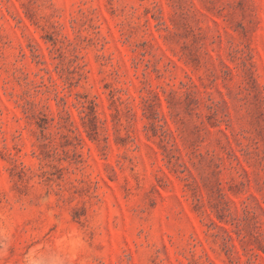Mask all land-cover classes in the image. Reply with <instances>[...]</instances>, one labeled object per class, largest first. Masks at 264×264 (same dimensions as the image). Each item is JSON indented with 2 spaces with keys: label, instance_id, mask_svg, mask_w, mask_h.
Here are the masks:
<instances>
[{
  "label": "rangeland",
  "instance_id": "obj_1",
  "mask_svg": "<svg viewBox=\"0 0 264 264\" xmlns=\"http://www.w3.org/2000/svg\"><path fill=\"white\" fill-rule=\"evenodd\" d=\"M264 264V0H0V264Z\"/></svg>",
  "mask_w": 264,
  "mask_h": 264
},
{
  "label": "clouds",
  "instance_id": "obj_2",
  "mask_svg": "<svg viewBox=\"0 0 264 264\" xmlns=\"http://www.w3.org/2000/svg\"><path fill=\"white\" fill-rule=\"evenodd\" d=\"M27 264H67V261L65 259H55V260H46L44 258H41L39 260H33L31 258V253L29 254V257L27 258Z\"/></svg>",
  "mask_w": 264,
  "mask_h": 264
}]
</instances>
